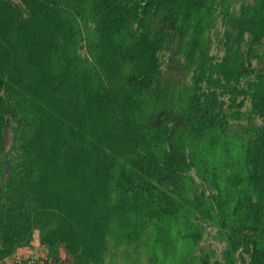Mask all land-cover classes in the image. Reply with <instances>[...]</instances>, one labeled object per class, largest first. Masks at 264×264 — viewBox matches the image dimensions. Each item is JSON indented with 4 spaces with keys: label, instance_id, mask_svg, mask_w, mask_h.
Instances as JSON below:
<instances>
[{
    "label": "trees",
    "instance_id": "obj_1",
    "mask_svg": "<svg viewBox=\"0 0 264 264\" xmlns=\"http://www.w3.org/2000/svg\"><path fill=\"white\" fill-rule=\"evenodd\" d=\"M35 231L54 264H264V0H0V264Z\"/></svg>",
    "mask_w": 264,
    "mask_h": 264
},
{
    "label": "rangeland",
    "instance_id": "obj_2",
    "mask_svg": "<svg viewBox=\"0 0 264 264\" xmlns=\"http://www.w3.org/2000/svg\"><path fill=\"white\" fill-rule=\"evenodd\" d=\"M15 1H17V0H15ZM218 28L220 30H222V27L221 26H218ZM214 51H216V48L212 49V52H214ZM218 54L220 55V54H222V52L220 51V52H218ZM6 138H7V145H9V143H10V133L9 132H7ZM37 239H38V233H37V231H35L34 232V242L36 244L35 247H33V248L29 249V250L22 249L20 251V249H19L18 252H20V253H18V252H16V253L17 254H20V256L21 255L22 256H26V255H28V256H31V255H33V256H39V255H41L43 257L46 256L48 258H51V256L48 254V250H46L47 248L45 249L44 247H41V246L38 245ZM209 243L217 248L216 251H219L221 245H219L218 243L214 242L211 238H210V240L208 239V240H205L204 242H202L203 245H208ZM120 257H121L120 255H117L115 257V261H118L119 260L118 258H120ZM10 264H12V263H10ZM140 264H145L144 256H143V260L140 261Z\"/></svg>",
    "mask_w": 264,
    "mask_h": 264
},
{
    "label": "built area",
    "instance_id": "obj_3",
    "mask_svg": "<svg viewBox=\"0 0 264 264\" xmlns=\"http://www.w3.org/2000/svg\"><path fill=\"white\" fill-rule=\"evenodd\" d=\"M45 248V247H44ZM46 249V248H45ZM47 250V249H46ZM12 264H54L52 260L46 256H20L14 254L12 258H10Z\"/></svg>",
    "mask_w": 264,
    "mask_h": 264
},
{
    "label": "crops",
    "instance_id": "obj_4",
    "mask_svg": "<svg viewBox=\"0 0 264 264\" xmlns=\"http://www.w3.org/2000/svg\"><path fill=\"white\" fill-rule=\"evenodd\" d=\"M42 247V246H41ZM20 251H21V249H20ZM18 253H20V252H18ZM5 264H10V259H7L6 261H5Z\"/></svg>",
    "mask_w": 264,
    "mask_h": 264
}]
</instances>
